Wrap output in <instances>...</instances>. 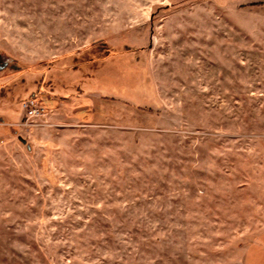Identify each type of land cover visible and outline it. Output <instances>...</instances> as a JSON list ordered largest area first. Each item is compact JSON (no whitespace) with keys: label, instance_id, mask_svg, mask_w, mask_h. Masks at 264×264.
Here are the masks:
<instances>
[{"label":"rangeland","instance_id":"374dc122","mask_svg":"<svg viewBox=\"0 0 264 264\" xmlns=\"http://www.w3.org/2000/svg\"><path fill=\"white\" fill-rule=\"evenodd\" d=\"M262 232L264 0H0V264H245Z\"/></svg>","mask_w":264,"mask_h":264},{"label":"crops","instance_id":"0c3cea01","mask_svg":"<svg viewBox=\"0 0 264 264\" xmlns=\"http://www.w3.org/2000/svg\"><path fill=\"white\" fill-rule=\"evenodd\" d=\"M245 264H264V232L248 246Z\"/></svg>","mask_w":264,"mask_h":264},{"label":"built area","instance_id":"2783aa9c","mask_svg":"<svg viewBox=\"0 0 264 264\" xmlns=\"http://www.w3.org/2000/svg\"><path fill=\"white\" fill-rule=\"evenodd\" d=\"M24 105H25V108L29 109V111L31 112L35 104L33 102H26Z\"/></svg>","mask_w":264,"mask_h":264}]
</instances>
